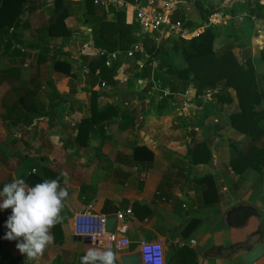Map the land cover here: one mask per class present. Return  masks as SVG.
Returning <instances> with one entry per match:
<instances>
[{
  "label": "crops",
  "instance_id": "obj_1",
  "mask_svg": "<svg viewBox=\"0 0 264 264\" xmlns=\"http://www.w3.org/2000/svg\"><path fill=\"white\" fill-rule=\"evenodd\" d=\"M38 1L26 5V21L0 45V189L13 178L30 186V175L44 177V170L52 169L63 174L60 184L68 197L60 240L33 261L19 252L17 240L5 239L10 256L24 258V264H52L58 255L62 264H78L80 255L96 245L73 241L72 217L91 204L94 213L113 217L117 210L132 209L125 219L131 243L124 253L137 251L142 240L161 239L171 264H264V166L260 171L231 168L247 143L225 122L217 98L195 108L194 98L173 94L171 102L179 106L152 110L146 93L138 92L130 102L134 125L131 119L114 117L83 143L76 137L77 126L90 116L91 92L97 86L85 83L77 66L79 86L75 70L66 75L77 85L72 95L55 87L60 83L56 75L63 73L51 72L53 58L60 57L50 56L46 25L51 13L43 11L52 0ZM81 1L69 6L80 8ZM80 14L69 13L66 26L89 35ZM33 17L41 19L38 27ZM131 18L126 11L124 22L130 24ZM82 49L92 52L88 41ZM122 89L118 84L101 91L96 106L102 109L129 95ZM87 91V99L78 95ZM135 146H145L152 158L134 160ZM85 147L91 150L88 155H83Z\"/></svg>",
  "mask_w": 264,
  "mask_h": 264
},
{
  "label": "trees",
  "instance_id": "obj_2",
  "mask_svg": "<svg viewBox=\"0 0 264 264\" xmlns=\"http://www.w3.org/2000/svg\"><path fill=\"white\" fill-rule=\"evenodd\" d=\"M35 1L0 0V45L8 41L12 32L26 21V17L23 16L25 13L28 15L29 6L26 7V5ZM123 1L133 3L135 0ZM70 3H72V0H54L51 18L46 27L48 35L52 37L74 35L65 23L68 14L73 11V8L69 6ZM81 3L79 21L91 29V33L84 35V38L90 43L92 52L80 53L78 69L85 78V83L97 87L91 92L90 116L81 119L77 126V139H81L85 143L93 130L102 127L106 121L112 120L114 117H120L124 122L131 119V122L129 121L130 125H134V117L131 116L133 110L129 105L132 98L138 96V91L129 92V95H126L122 100L112 102L102 109H99L95 104V99L101 91L125 83L116 78L119 69L125 66L126 71L130 74L126 83L130 84L138 79L147 80L145 85L147 89L144 92L150 94V89L153 91L151 96L153 103L156 99L160 100L158 96L161 95V90L166 88L169 89L171 94L165 96L164 101L171 99L170 96H173V93L176 94L184 92L188 88H193L196 97L202 95L205 90H217L212 96L220 102L226 100L223 96L224 91L234 90L238 97V110L228 115L229 125L244 136L247 144L243 150H239L237 157L231 160V168L235 172H242L249 167L256 171L262 169L264 166V142L262 140V136H264V109L256 110V105L261 101L264 102V100L263 93L257 86L254 65L249 57H246L243 61L238 60L230 49L216 53L213 48L214 40L221 33H225L227 36H237L238 39L237 30L231 27L233 26L232 23L224 26V32L218 30L215 24H210L205 26L198 35L184 37L169 34L170 36L168 35L162 45H156L154 32L151 36L147 35L141 39L144 42L152 39L155 41L145 53L136 52L132 57L120 54L119 58L110 67H107L104 65L105 53L115 50L125 52L136 40L135 33L138 26L135 22L130 24L124 22V8L109 2L104 5L94 3V0H82ZM203 3V0L196 2L202 24L206 23L209 16L215 11L213 8L204 7ZM59 9H61V12L54 16V13ZM239 10L249 15H255L258 19L264 17V5L258 1L247 2L246 4L235 3L232 8L225 9L223 12L235 15ZM127 11L130 20L131 8L129 7ZM177 12L179 13H176L173 19L181 21L184 26H195V23L191 22L182 8L179 7ZM246 22H248V28L252 29L251 24L253 22L249 17L246 18ZM147 53L150 55L147 56ZM142 58H145V66L141 70L133 72L132 65ZM178 58L185 63V66L179 67L175 63ZM259 58L264 61L263 48H260ZM54 59L53 69L55 71L68 76L74 75L73 65L70 62L61 58ZM154 59L159 61V66H156V68L151 65ZM155 69L158 70L155 71ZM102 83L104 86H102ZM197 100L198 107L204 106L207 102H203L202 98ZM125 102L127 104H124ZM163 106L164 104L159 103L155 106V109H163ZM259 142L261 144H258ZM189 151H192V148ZM152 156V152L145 146H135L133 148L132 158L134 160H140V158L151 159ZM43 176L30 175L28 183L30 186H34L44 179L59 178L61 180L62 173L49 169L44 170ZM51 233L54 236V242L59 241L62 236L60 224L53 227ZM7 247V244L0 241V264H24L26 260L22 257H11ZM83 255L84 253L80 257ZM52 264H62L58 255L52 260ZM78 264H80V260Z\"/></svg>",
  "mask_w": 264,
  "mask_h": 264
},
{
  "label": "rangeland",
  "instance_id": "obj_3",
  "mask_svg": "<svg viewBox=\"0 0 264 264\" xmlns=\"http://www.w3.org/2000/svg\"><path fill=\"white\" fill-rule=\"evenodd\" d=\"M197 1L198 0H184V3H180L177 6L178 8L179 7L182 8L183 12L186 13L187 16H189V19L191 20V22L195 23V26L191 25L190 28H196V27H199L200 24H202L201 19H200V13H199V10L196 6ZM38 2L40 4H46L45 0H39ZM203 2H204L203 3L204 7L213 8V9H215V11L218 10V11L223 12L225 10V8H223V4H224L225 0H203ZM249 2H254V1H249ZM53 5H54V1L52 0V2L50 3L49 6L47 5L44 7L43 11H44L45 15L48 13L49 14L51 13V11H52L51 9L53 8ZM178 8L175 9L173 16L176 13H179V12H177ZM72 10L75 12H78L80 10V8L75 7ZM41 12L39 15H41ZM58 12L60 13L61 9L57 10L54 13V16H57ZM242 12H244V11L239 10V12L236 14H239ZM246 18L247 17L244 16V17H242V19H233L234 21H232V22L227 20L224 23L215 24L216 28L218 30H220L221 32H224L225 31L224 26H228L229 24L232 23L233 26H231V27L233 29L237 30L238 39H237V36L236 37H234V35L233 36H231V35L227 36L225 33H221V35L218 36L214 40L213 48H214V51H216V53H221V52H223V50L230 49V51H232L235 54V56L237 57V59L240 61H243L246 57L251 58V61H252L254 68H255L257 86H258V89L260 91H262L263 100H264V61L259 58L260 57V48L264 49V45H262V43L260 42L259 36L257 35L258 29L262 25H264V17H263V19L259 18L256 22L252 23L251 24L253 26L252 29L248 28V22H246ZM66 21L67 20H65V23H66ZM31 22L34 25L36 24V27H38L41 23V19L36 20V17H33ZM46 27H47V25H46ZM204 27L205 26H203V24H202V27L200 30H202ZM78 30L79 29H77V28L74 30L75 33H77V35L76 36L73 35L72 37L71 36H57V37L51 36L50 37V46H51L50 50L53 53L50 54V56L54 57V56H56V54L57 55L59 54V57L61 59L67 60L68 62H70L73 65V70L76 71V77H78L77 83L79 86V84H80L79 82H80V79H82V77L80 76L81 75L80 72H78L76 69L77 66H79V64L77 62L80 58L79 52H81V51L83 53L87 52V51H84V49H82L84 44H87V40L84 38V36H81L82 33H80ZM33 32H35V30ZM40 33H41V31H40ZM75 33H73V34H75ZM163 33H165V31H163ZM35 34H36V32H35ZM154 35H155V39H156L155 40L156 45H158V44L162 45L164 40L168 37V35L161 36L158 32H155ZM172 35L173 34H171V36ZM155 41H153V39L149 40V41H145V42L142 41V52L141 53H145L147 51V49L149 47H151L153 45V43H155ZM146 55L148 56L150 54L147 53ZM144 60H145V58H142L141 60L136 61L132 65L133 72L137 70L138 64L140 62H144ZM175 63L179 67L185 66V63L179 58L175 60ZM0 65H1V60H0ZM154 68H156V67H154ZM53 70L54 69L51 67L52 74H53ZM157 70L158 69H155V71H157ZM54 74H55V72H54ZM56 76L60 77V79L57 80L60 83H56L55 87H60L61 91L64 94L67 93V94L72 95L73 94L72 90H75L77 85L72 80H70V78L66 75L57 74ZM129 76H130V74H129V72L126 71V67L124 66V67H121L119 69L116 78L119 81H122L124 83V82H126V80H128L127 77L129 78ZM146 81L147 80H145V79H138L137 81H132L130 84L127 83L128 85H126L124 83L122 90L123 91L127 90V92H132L135 90V87L137 86V88H138L137 90H139L138 92L145 93L144 91L147 89V88H145ZM65 82H66V85H65ZM52 86H54V85L52 84ZM187 90H188L187 92L190 96L195 94V90L193 88H188ZM150 91H151L150 94H145V95L149 99L148 106L152 110H155V106L159 103L164 104L165 106L170 105V104H172L174 106L176 103H178L177 101H176V103H174V102L170 103L171 99L170 100L166 99V101H164L165 95H162V96L159 95L158 97H160L159 98L160 100L156 99V101L153 103L151 101V96L153 94V91L151 89H150ZM220 91H222V90L220 89ZM184 92H179V93H176L175 95L176 96L182 95L183 97H185L186 95H183ZM216 92H217V90H216ZM223 93H224L223 96L226 98V100L220 101L218 103V106H220L219 109L222 112L223 118H225V122H229L228 115L238 110V97L236 96L237 95L236 92L234 90H231V89H228L227 91H224ZM78 95H80L81 97L85 96L84 98L87 99V98H89V91L79 92ZM182 96H180V97H182ZM75 98L79 99V96H76ZM199 98L201 99L200 96H197V97L195 96L193 99L194 102L197 103L198 102L197 99H199ZM213 98H214V96L211 95L210 99L213 100ZM86 99H83V100H86ZM210 99H207V101H209ZM161 100H163V101H161ZM125 103H127V102H125ZM177 106H179V104ZM218 106H216V108H218ZM129 107H130V105H129ZM262 109H264V102L263 101H261L259 104L256 105V110H262ZM263 125H264V121H263ZM239 138L242 141H245V142L247 141L243 135H241ZM262 140L264 141V136H262ZM90 151H91L90 148L85 147L82 149L83 155H88L90 153ZM7 214L8 215L11 214V209H9V213L7 211ZM1 231H3V232H2V234H0V241L4 242L6 239L5 233L8 231V229L5 226V220L0 217V233H1ZM6 240H8V239H6ZM77 244H82V243L78 242ZM55 248H56V250H58L57 247H55ZM13 256H15V255H13Z\"/></svg>",
  "mask_w": 264,
  "mask_h": 264
},
{
  "label": "built area",
  "instance_id": "obj_4",
  "mask_svg": "<svg viewBox=\"0 0 264 264\" xmlns=\"http://www.w3.org/2000/svg\"><path fill=\"white\" fill-rule=\"evenodd\" d=\"M106 0H94V3H100L102 5L106 4ZM110 2L115 3L120 8H124L125 12L128 8H131L132 18L131 22H135L138 29L135 33L136 40L131 44V46L124 52L115 50L112 52L105 53L104 65L110 67L114 61H116L120 54H125L128 57H132L136 52H142V38L145 36H151L152 33L158 32L161 36L175 34L184 37L191 35H198L201 31V27L190 28V26H184L179 20L173 19V14L175 9L184 0H135L133 3H126L123 0H111ZM249 17L254 23L258 20L255 15H249L246 12L232 15L230 13H225L222 11H214L208 18V21L203 24V26H208L210 24L224 23L231 19H242V17ZM130 22V23H131ZM165 31V33H163ZM260 42L264 45V25L258 29V34ZM152 67L159 66V61L157 59L151 62ZM145 66L144 62L138 64L137 70H141ZM102 86L104 84L102 83ZM157 88V87H156ZM186 90L183 95L186 97L194 98L196 95L190 96ZM162 95H170L168 88L161 90ZM216 93V90H205L204 93L199 95L204 102L210 99L211 95ZM174 94V93H173ZM194 102V100H193ZM195 103V102H194ZM127 104V103H125ZM198 105L195 103V108ZM34 171V170H33ZM93 206L88 204L83 210L75 212L72 217V233L75 236L88 237L92 244L96 246L112 247L116 254L121 255L130 246V239L126 235L127 224L126 217L132 215V209L126 208L124 210H117L114 214L115 223L110 231L105 230L106 220L109 216L105 214H97L93 212ZM262 214L264 216V206L262 207ZM1 215L7 220L9 216L6 209H0ZM147 242L160 243L163 247L164 262L166 264L165 257V246L161 239L153 240H142L138 244V250L141 245ZM141 264L142 254H141ZM149 264H152L150 261Z\"/></svg>",
  "mask_w": 264,
  "mask_h": 264
},
{
  "label": "clouds",
  "instance_id": "obj_5",
  "mask_svg": "<svg viewBox=\"0 0 264 264\" xmlns=\"http://www.w3.org/2000/svg\"><path fill=\"white\" fill-rule=\"evenodd\" d=\"M67 197L59 178L44 179L34 186H28L23 178H13L0 189V209H11L5 221V238L18 241L16 248L26 260H38L54 242L51 229L62 223ZM139 251L143 264H165L160 243L144 242ZM79 260L80 264H117L118 257L112 247L93 246Z\"/></svg>",
  "mask_w": 264,
  "mask_h": 264
},
{
  "label": "water",
  "instance_id": "obj_6",
  "mask_svg": "<svg viewBox=\"0 0 264 264\" xmlns=\"http://www.w3.org/2000/svg\"><path fill=\"white\" fill-rule=\"evenodd\" d=\"M249 1H258L260 4L264 5V0H225L224 4H223V8L225 9H230L233 7V5L235 3H245L249 2ZM115 217L113 216H109L106 220V224H105V230L106 231H110L112 229V226L115 223ZM169 234H167L166 236H168ZM73 241L75 242H83L86 244H90L91 241L88 237H80V236H73ZM168 242V239L165 240V243ZM172 245H168L167 248H171ZM118 261L121 264H141V253L139 250L131 252V253H123L118 257ZM166 264H171L169 262H166Z\"/></svg>",
  "mask_w": 264,
  "mask_h": 264
}]
</instances>
